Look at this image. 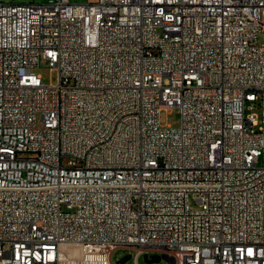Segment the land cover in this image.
Wrapping results in <instances>:
<instances>
[{"label":"built area","instance_id":"1","mask_svg":"<svg viewBox=\"0 0 264 264\" xmlns=\"http://www.w3.org/2000/svg\"><path fill=\"white\" fill-rule=\"evenodd\" d=\"M259 108L264 0H0V264H264Z\"/></svg>","mask_w":264,"mask_h":264},{"label":"rangeland","instance_id":"2","mask_svg":"<svg viewBox=\"0 0 264 264\" xmlns=\"http://www.w3.org/2000/svg\"><path fill=\"white\" fill-rule=\"evenodd\" d=\"M17 2L21 1H29V0H15ZM37 1H42V0H37ZM72 2H77V3H85L88 0H71ZM34 71L37 74H40L42 76V80L46 84H56L58 82V71L56 69H51L50 64L48 61L41 60L39 65L34 68ZM257 113L261 118H263V110L261 108L256 110ZM160 120L163 125L170 124L173 127H179L181 124V111L179 108L175 107L169 110H164L161 115H160ZM194 206V204H192ZM129 252L128 249L125 248H119L117 249L114 254V260L118 261L121 257L126 255ZM136 254V252L134 251ZM155 253H150L149 255H153ZM139 264H169L166 260L162 259L159 262H153V263H148L144 259V254H141L139 259H138ZM125 264H136L135 261V256L131 257Z\"/></svg>","mask_w":264,"mask_h":264},{"label":"water","instance_id":"3","mask_svg":"<svg viewBox=\"0 0 264 264\" xmlns=\"http://www.w3.org/2000/svg\"><path fill=\"white\" fill-rule=\"evenodd\" d=\"M131 258V254L128 253L124 255L122 258H120L117 263L118 264H125L129 259ZM144 259L148 263H153V262H159L160 260L164 259L166 260L169 264H175V258L171 255H168L166 253L163 254H153L149 255L148 253L144 254Z\"/></svg>","mask_w":264,"mask_h":264}]
</instances>
